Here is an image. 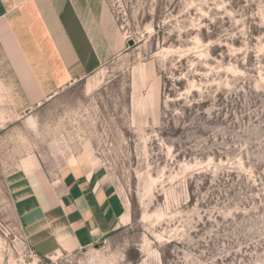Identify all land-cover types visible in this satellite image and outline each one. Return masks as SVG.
<instances>
[{
	"label": "rangeland",
	"instance_id": "rangeland-1",
	"mask_svg": "<svg viewBox=\"0 0 264 264\" xmlns=\"http://www.w3.org/2000/svg\"><path fill=\"white\" fill-rule=\"evenodd\" d=\"M108 52L14 112L0 81V264H33L8 179L104 167L130 222L39 264H264V0H101Z\"/></svg>",
	"mask_w": 264,
	"mask_h": 264
},
{
	"label": "crops",
	"instance_id": "crops-1",
	"mask_svg": "<svg viewBox=\"0 0 264 264\" xmlns=\"http://www.w3.org/2000/svg\"><path fill=\"white\" fill-rule=\"evenodd\" d=\"M105 16L101 0H0V81L15 113L90 79L108 52ZM7 184L40 258L91 248L130 222L100 165L76 162L57 177L18 169Z\"/></svg>",
	"mask_w": 264,
	"mask_h": 264
},
{
	"label": "built area",
	"instance_id": "built-area-1",
	"mask_svg": "<svg viewBox=\"0 0 264 264\" xmlns=\"http://www.w3.org/2000/svg\"><path fill=\"white\" fill-rule=\"evenodd\" d=\"M29 252L33 258V264H39L40 258L39 256L32 250V248L29 246Z\"/></svg>",
	"mask_w": 264,
	"mask_h": 264
}]
</instances>
